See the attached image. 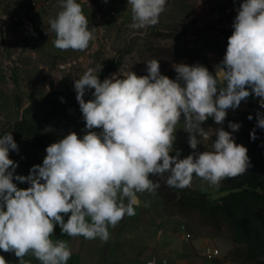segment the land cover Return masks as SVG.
<instances>
[{
  "label": "clouds",
  "instance_id": "obj_1",
  "mask_svg": "<svg viewBox=\"0 0 264 264\" xmlns=\"http://www.w3.org/2000/svg\"><path fill=\"white\" fill-rule=\"evenodd\" d=\"M166 3L128 0L130 27L157 25ZM60 7L49 21L54 46L86 50L96 28L89 30L77 0H60ZM237 11L215 74L201 64L180 63L173 65V80L161 74L155 58L146 62L147 75L130 71L122 79L113 74L101 82L93 69L86 70L74 80V89L87 133L80 138L70 132L47 146L42 165H33L29 175L14 176L18 165L9 151L18 152V145L11 133L0 136V250L13 252L19 264H27L29 253L40 264H67L72 255L68 242L52 239L57 224L69 237L107 241L109 227L135 215L137 194H154L160 187L151 177L183 189L194 176L218 187L247 172L248 149L223 127H202L209 118L222 125L227 110L237 109L253 94L264 108V0H243ZM86 89H94V99L87 102ZM182 118L190 148L210 140V150L193 151L183 159L179 151L170 155ZM228 126L237 131L241 125ZM257 126L264 129V114L257 113ZM250 136L255 140V131ZM14 180L30 186L18 188ZM0 264H7L4 256Z\"/></svg>",
  "mask_w": 264,
  "mask_h": 264
},
{
  "label": "rangeland",
  "instance_id": "obj_2",
  "mask_svg": "<svg viewBox=\"0 0 264 264\" xmlns=\"http://www.w3.org/2000/svg\"><path fill=\"white\" fill-rule=\"evenodd\" d=\"M25 1L14 0L13 3L1 0V6L9 12L17 10ZM54 2L56 16L61 10L60 0ZM242 2L167 0L157 25L136 30L130 27L132 13L128 0H108L107 3L104 0H77L88 19L89 30L96 28L95 39L84 51L57 49L53 44L55 33H48L49 28L38 32L34 28L26 32L5 28L10 32L11 42H3L4 27L0 24V136L11 133L14 138L16 130L24 123L33 122L35 126L50 112L52 114L47 122L72 118L75 122H83V115L63 117L59 113L66 103L77 101L76 96L66 100L53 91L60 90L64 94L75 92L74 80L89 68L94 70L95 75L103 67L114 68L107 72L103 80L113 74L122 79V74L130 71L147 75L146 62L155 58L159 61L161 74L173 80L177 77L174 64H201L213 72V67L223 60ZM18 39L26 42H15ZM93 92L94 89H86L83 99L86 102L94 99ZM227 111L233 112V121L238 124L245 122L247 115L244 113H249L254 119H257V113L264 114V108L260 107L259 98L254 94L243 100L237 109ZM20 121L23 123L15 126ZM228 125L202 124V127H223L232 133L237 144L245 140L242 143L245 145L247 138L243 136L242 127L232 131ZM176 127V139L170 155L175 156L179 151L183 159L193 151L210 150V140L201 141L196 150L190 148L189 134L183 129V118ZM215 138L213 135L212 139ZM155 178L162 188V191H156L162 198L163 212L177 218L188 235L203 234L214 244L227 246L224 258L234 264H264V244L232 242L221 225L204 224L207 212H203L195 198L190 197L189 189H196L204 193L209 201L220 204V196L237 190L229 189L228 179L215 187L194 176L190 187L179 189L167 186L160 177H151L152 180Z\"/></svg>",
  "mask_w": 264,
  "mask_h": 264
},
{
  "label": "crops",
  "instance_id": "obj_3",
  "mask_svg": "<svg viewBox=\"0 0 264 264\" xmlns=\"http://www.w3.org/2000/svg\"><path fill=\"white\" fill-rule=\"evenodd\" d=\"M14 2V0H9ZM25 1V0H24ZM50 9L37 13L32 28L36 32L50 28L49 21L54 19L56 3ZM54 15V16H53ZM31 28V29H32ZM30 29V30H31ZM3 42H11L9 30H3ZM15 42H26L18 39ZM73 119V118H72ZM50 120L41 125L40 137L42 146L28 134L23 133L18 138V152L10 150L9 158L17 163L15 175L27 176L33 165H42L47 155L46 148L54 143L57 136H66L70 132L81 134L85 121L75 122ZM98 133L101 129H94ZM18 188H27V182L14 180ZM135 215H125L116 225L109 227V239H85L83 236L69 237L61 232L60 226H55L52 239H63L68 242L72 255L67 264H234L224 258L227 246L214 244L203 234L188 235L183 224L174 216L167 215L162 210V198L154 194L138 193ZM127 204V199L124 200ZM65 216L64 220L67 221ZM213 244L220 250V256L214 257L204 253L206 246ZM7 264H19V259L13 252H3ZM27 264H40L31 253L24 257Z\"/></svg>",
  "mask_w": 264,
  "mask_h": 264
},
{
  "label": "trees",
  "instance_id": "obj_4",
  "mask_svg": "<svg viewBox=\"0 0 264 264\" xmlns=\"http://www.w3.org/2000/svg\"><path fill=\"white\" fill-rule=\"evenodd\" d=\"M113 69L103 67L97 75L100 81L103 80L107 72ZM53 93L59 94L66 100H70L77 95L76 91L64 94L60 90H54ZM59 113L63 117H69L73 114L83 115L78 101L66 103ZM51 114L52 112L48 113L35 126L33 122H26L24 126L16 130L13 139L17 145L19 136L26 133L39 146H42L40 137L41 125L50 119ZM244 114L247 115V118L244 123L239 124L242 127L243 136L247 138L243 146L248 149L247 155L250 160V166L243 175L228 179L229 189L237 190L220 196V204L218 201H209L204 193H200L196 189H189V192L191 194L190 197L195 198L202 211L207 212V216L203 220L204 224L221 225L225 228L232 242L264 244V129L257 126V119L252 117L249 120V113ZM233 117V112L227 111L226 119L223 122L224 126L229 124V122H237L236 120L233 121ZM21 123L23 122L20 121L15 126ZM203 124L215 125V122L212 118H209ZM253 131H255V140L251 139L250 136ZM244 141H241L240 144ZM153 181L159 182L156 178ZM156 190L162 191V188L159 187Z\"/></svg>",
  "mask_w": 264,
  "mask_h": 264
},
{
  "label": "built area",
  "instance_id": "obj_5",
  "mask_svg": "<svg viewBox=\"0 0 264 264\" xmlns=\"http://www.w3.org/2000/svg\"><path fill=\"white\" fill-rule=\"evenodd\" d=\"M51 0H26L17 10L4 11L0 0V24L11 31L26 32L30 30L37 18L38 11L50 8ZM84 130L78 136L82 138L86 133ZM93 131H96L93 129ZM97 132V131H96ZM63 136H57L54 142H58ZM204 253L209 256H220V250L213 244L206 246Z\"/></svg>",
  "mask_w": 264,
  "mask_h": 264
},
{
  "label": "water",
  "instance_id": "obj_6",
  "mask_svg": "<svg viewBox=\"0 0 264 264\" xmlns=\"http://www.w3.org/2000/svg\"><path fill=\"white\" fill-rule=\"evenodd\" d=\"M219 64H216L214 67H213V72L215 74V71H216V67L218 66Z\"/></svg>",
  "mask_w": 264,
  "mask_h": 264
}]
</instances>
